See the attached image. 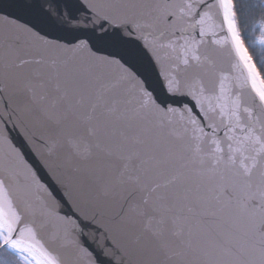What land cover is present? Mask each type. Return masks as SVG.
Here are the masks:
<instances>
[{"label":"snow or ice","instance_id":"6c2138e0","mask_svg":"<svg viewBox=\"0 0 264 264\" xmlns=\"http://www.w3.org/2000/svg\"><path fill=\"white\" fill-rule=\"evenodd\" d=\"M0 264H264V0H0Z\"/></svg>","mask_w":264,"mask_h":264}]
</instances>
